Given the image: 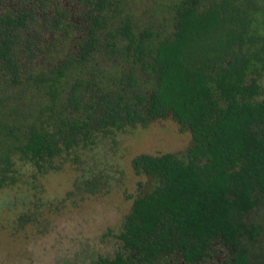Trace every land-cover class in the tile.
Here are the masks:
<instances>
[{
	"label": "trees",
	"instance_id": "1",
	"mask_svg": "<svg viewBox=\"0 0 264 264\" xmlns=\"http://www.w3.org/2000/svg\"><path fill=\"white\" fill-rule=\"evenodd\" d=\"M165 5L163 33L156 0H0V189L170 115L190 146L131 160L147 181L120 250L95 264H204L218 245L222 264H264L249 220L264 195V0Z\"/></svg>",
	"mask_w": 264,
	"mask_h": 264
},
{
	"label": "rangeland",
	"instance_id": "2",
	"mask_svg": "<svg viewBox=\"0 0 264 264\" xmlns=\"http://www.w3.org/2000/svg\"><path fill=\"white\" fill-rule=\"evenodd\" d=\"M170 1L156 0L163 33L170 28L165 11ZM68 2L62 0L64 6ZM144 6L148 9L139 10L135 19L141 27L154 21L155 6L151 1ZM258 84L262 95L256 100L264 94V74ZM190 144V133L167 115L115 137H99L80 150L77 163L68 162L59 171L35 176L29 171L22 177L27 180L0 189V264H95L99 256H114L120 250L116 236L122 220L147 181L134 174L131 160L143 153L178 154ZM94 184L97 189L90 192ZM249 220L264 236V195L256 194ZM227 254L218 245L204 264H222ZM168 264L183 263L172 256Z\"/></svg>",
	"mask_w": 264,
	"mask_h": 264
}]
</instances>
